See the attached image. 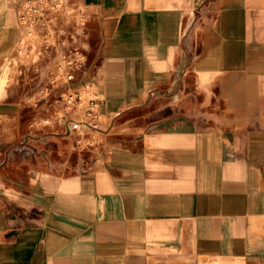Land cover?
<instances>
[{
  "label": "crops",
  "instance_id": "obj_1",
  "mask_svg": "<svg viewBox=\"0 0 264 264\" xmlns=\"http://www.w3.org/2000/svg\"><path fill=\"white\" fill-rule=\"evenodd\" d=\"M71 8L26 54L0 0V264H264V0ZM67 47L84 125L52 81Z\"/></svg>",
  "mask_w": 264,
  "mask_h": 264
},
{
  "label": "built area",
  "instance_id": "obj_2",
  "mask_svg": "<svg viewBox=\"0 0 264 264\" xmlns=\"http://www.w3.org/2000/svg\"><path fill=\"white\" fill-rule=\"evenodd\" d=\"M18 6V20L24 29V38L30 42L35 36L43 37L46 47L51 45L49 37H54V22L57 18H63L72 11V0H15ZM49 38V39H48ZM33 41V40H32ZM23 42V41H22ZM33 43V42H32ZM63 58L68 69L67 80L73 78L75 69L81 67L83 56L75 48L67 47ZM66 58H68L66 62ZM69 102V101H68ZM98 106L95 103L89 104L86 111L88 121L96 119Z\"/></svg>",
  "mask_w": 264,
  "mask_h": 264
},
{
  "label": "rangeland",
  "instance_id": "obj_3",
  "mask_svg": "<svg viewBox=\"0 0 264 264\" xmlns=\"http://www.w3.org/2000/svg\"><path fill=\"white\" fill-rule=\"evenodd\" d=\"M69 18H72L73 13L72 11H70L68 13ZM53 41H52V45H55V47H58V40H56V38L52 37ZM33 40V41H32ZM44 38L41 36H35L33 39L30 40V42L24 40L23 42H21L18 45V51L19 53H23L25 52L26 54L30 52H34L33 50H41L42 46L44 44ZM33 42V43H32ZM33 49V50H32ZM32 50V51H31ZM49 58H45V61H51L52 65H54L55 67V72L52 75V81L55 82H59L62 81L63 82V86H65L67 88V90H65V92L63 94H58V90H55L54 88H47V89H41L38 88L34 91V95L35 98H41L42 96H48V94H58L60 96L57 95V100L60 99V101L63 102V109L65 111L66 114H72V113H78V119L81 118V120H79L81 125H84L85 123H88V119H85L84 117H82V115L84 116V113H86V111L89 110V104H90V100L96 98L95 93L91 90V88L89 86H87L86 84H82L81 86L76 87L75 85L72 86L73 84V80L74 77L71 80H67L66 76L68 75V69L67 66L65 65V58L63 57H53L51 55V58L48 60ZM68 58H66V62H67ZM83 60L86 61L85 58H83ZM42 57L41 55L39 57H33V55L30 56L28 62L30 63H34V65H38V64H42ZM74 76V74H73ZM63 77V78H62ZM52 93H49L51 92ZM55 91L57 93H55ZM54 96V95H52ZM69 101V102H68ZM81 116V117H80ZM77 119V120H78ZM43 123V122H42ZM83 127V126H82Z\"/></svg>",
  "mask_w": 264,
  "mask_h": 264
}]
</instances>
